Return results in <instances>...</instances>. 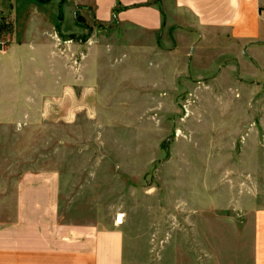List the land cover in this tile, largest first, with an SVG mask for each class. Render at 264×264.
<instances>
[{"label":"rangeland","instance_id":"obj_1","mask_svg":"<svg viewBox=\"0 0 264 264\" xmlns=\"http://www.w3.org/2000/svg\"><path fill=\"white\" fill-rule=\"evenodd\" d=\"M195 41L98 24L89 0H0V51L14 45L24 106L0 152L16 144L58 171L63 220L120 219L133 264L251 262L250 210L264 209V49L193 56ZM50 68L58 91L37 100Z\"/></svg>","mask_w":264,"mask_h":264},{"label":"crops","instance_id":"obj_2","mask_svg":"<svg viewBox=\"0 0 264 264\" xmlns=\"http://www.w3.org/2000/svg\"><path fill=\"white\" fill-rule=\"evenodd\" d=\"M89 1L93 18L101 25L147 33L187 31L196 38L190 48L193 56L209 50L217 58L239 61L246 54L253 59L252 53L264 49V0ZM13 49L14 45L8 49L12 54L0 51V131L16 133L24 106L18 82L21 67ZM49 70L51 87H37V100L40 93L58 91L55 70ZM28 154L16 144L0 152V264H133L118 224L102 228L60 217L58 171L34 166ZM250 213L254 218L250 264H264V209Z\"/></svg>","mask_w":264,"mask_h":264},{"label":"bare ground","instance_id":"obj_3","mask_svg":"<svg viewBox=\"0 0 264 264\" xmlns=\"http://www.w3.org/2000/svg\"><path fill=\"white\" fill-rule=\"evenodd\" d=\"M117 224H121V220H120V219H118V222H117Z\"/></svg>","mask_w":264,"mask_h":264}]
</instances>
